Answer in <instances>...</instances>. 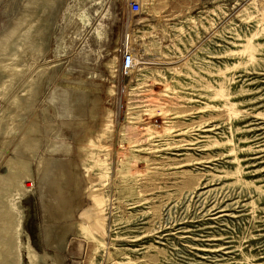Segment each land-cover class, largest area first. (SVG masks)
<instances>
[{"label":"rangeland","instance_id":"1","mask_svg":"<svg viewBox=\"0 0 264 264\" xmlns=\"http://www.w3.org/2000/svg\"><path fill=\"white\" fill-rule=\"evenodd\" d=\"M0 264H264V0H0Z\"/></svg>","mask_w":264,"mask_h":264},{"label":"built area","instance_id":"2","mask_svg":"<svg viewBox=\"0 0 264 264\" xmlns=\"http://www.w3.org/2000/svg\"><path fill=\"white\" fill-rule=\"evenodd\" d=\"M129 11L133 15L142 13V4L137 1H131L129 3ZM137 66V57L134 51L126 50L122 56L121 72L126 76H130Z\"/></svg>","mask_w":264,"mask_h":264},{"label":"bare ground","instance_id":"3","mask_svg":"<svg viewBox=\"0 0 264 264\" xmlns=\"http://www.w3.org/2000/svg\"><path fill=\"white\" fill-rule=\"evenodd\" d=\"M126 40V39H125Z\"/></svg>","mask_w":264,"mask_h":264}]
</instances>
